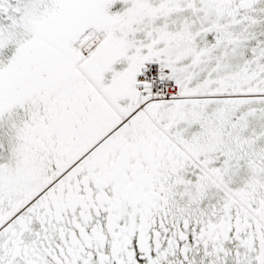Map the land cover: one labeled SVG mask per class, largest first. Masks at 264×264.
<instances>
[{
  "label": "snow or ice",
  "instance_id": "6c2138e0",
  "mask_svg": "<svg viewBox=\"0 0 264 264\" xmlns=\"http://www.w3.org/2000/svg\"><path fill=\"white\" fill-rule=\"evenodd\" d=\"M0 264H264V0H0Z\"/></svg>",
  "mask_w": 264,
  "mask_h": 264
}]
</instances>
